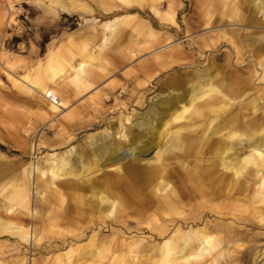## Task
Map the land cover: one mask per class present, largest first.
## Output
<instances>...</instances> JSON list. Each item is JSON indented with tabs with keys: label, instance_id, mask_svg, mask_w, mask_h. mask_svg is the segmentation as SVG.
I'll list each match as a JSON object with an SVG mask.
<instances>
[{
	"label": "bare ground",
	"instance_id": "obj_1",
	"mask_svg": "<svg viewBox=\"0 0 264 264\" xmlns=\"http://www.w3.org/2000/svg\"><path fill=\"white\" fill-rule=\"evenodd\" d=\"M50 1L69 12L74 6L88 10L79 0ZM106 1H111L113 6L106 8L108 13L124 12V15L101 25L105 35L102 45L110 43V36L114 38L129 25L132 14L125 12L136 6L149 5L161 20L177 25L172 4L160 12L158 0ZM205 1L222 9L221 20L225 18L239 26L260 28L256 32L238 30L237 33L235 30H221L217 36L225 40L220 41L219 46L226 45L231 49V54H227L230 67L233 64L237 68V61L241 60L242 64L248 58L246 66L256 72L255 80L264 79V0ZM71 37L67 36L66 40L71 42ZM102 45L95 51H88L83 46L84 57L77 63H61L55 53L50 52L42 76L32 79L26 73L21 79L24 83L15 80L14 84L22 90H27L30 85L36 87L49 99V110L67 109V100L48 81L65 70L69 72L71 82L85 85L87 81L83 78L90 74L87 64L97 60ZM100 65L97 61L96 66ZM218 75L217 67L211 62L208 70L196 72L188 81L175 77L168 83L174 89L166 94L159 92V97L134 121L130 122L129 117L121 118L112 138L106 139L103 133L91 135L90 141L75 156H72L73 148L48 154L45 165L35 157L36 160L24 169L20 182L8 187L0 184V211L4 213H0V235L7 233L21 242L39 244L42 235H39L37 226H29L22 218L30 213V180L31 174L36 172L40 178L45 176L38 180L33 191L45 205L48 230L59 232L54 226L57 218L56 222L61 220L64 224L71 221L74 215L71 214L69 198H66L70 197L76 202V205L71 204L73 211L86 212L85 224L90 231L108 222L125 227L135 219V224L140 227L144 223L143 230L157 231L158 237H154L161 239L159 242L142 241L143 237L122 239L115 246L113 239H99L92 233L85 243L70 248L54 262L77 264L78 260L90 259L97 263L102 262L101 258L108 261L105 264H186L193 261L217 264L236 259L229 245L220 248L222 238L218 231H207L203 227L193 229L203 217L188 215L182 209L185 200L191 199L193 193L213 192V189L219 192L223 186V189L238 190L240 194L252 191L253 203L264 206V105L260 106L264 103V87L261 91L255 87V80L231 73L222 75L229 80L224 83ZM260 108L263 111L258 116L256 112ZM181 119L184 122L174 125ZM242 136L245 146L240 144ZM30 148L34 152L35 145ZM154 149L153 157L141 165L144 157ZM244 149H247L246 154L237 153ZM222 169L231 172L228 180L221 175ZM112 178L115 182L111 184ZM43 188L46 189L44 193ZM121 196L124 200L118 198ZM57 204L63 207L55 212ZM37 213L34 209V215ZM258 214L262 215L261 212ZM262 219L260 217V221ZM61 241L66 242L65 239ZM228 242L235 251L239 243L236 240ZM123 246L125 249L121 248ZM114 247H119L118 253ZM152 248L157 249L156 257L140 255ZM73 251L79 253L73 257ZM128 257L133 263L127 262ZM13 262L9 260L6 264Z\"/></svg>",
	"mask_w": 264,
	"mask_h": 264
},
{
	"label": "rangeland",
	"instance_id": "obj_2",
	"mask_svg": "<svg viewBox=\"0 0 264 264\" xmlns=\"http://www.w3.org/2000/svg\"><path fill=\"white\" fill-rule=\"evenodd\" d=\"M79 1L88 10L74 6L69 12L50 0H0V184H5V187L20 182L24 169L36 160L35 157L45 165L48 154L73 148L72 156H75L90 141L91 135L103 133L106 139L112 138L121 118L129 117L130 122L134 121L159 97V92L166 94L174 89L168 83L175 77L188 81L195 77L196 72L208 70L213 62L221 82H229L222 76L226 73L248 77L250 81L257 78L254 69L246 66L248 58L242 64L241 60L237 61V68L233 64L231 67L228 65L227 54L231 49L226 45L219 46V42L225 40L219 38L217 32H256L260 28L239 26L225 18L221 20L222 9L219 6L208 5L205 0H158L160 12H164L168 4L174 6L177 25L161 20L149 5L136 6L125 12L132 14L129 25L114 38L110 36V43L102 45L105 35L101 25L124 15V12L108 13L106 8L113 7L111 1ZM256 17L260 18L259 15ZM106 33L108 35V31ZM67 36H72L71 42L66 40ZM101 45L97 60L87 64L90 74L83 78L87 81L85 85L71 82L69 72L65 70L48 81L67 100V109L49 110V99L36 87L29 84L27 90H22L14 84L15 80L24 83L21 79L26 73L32 79L42 76L50 52H54L61 63H77L84 57L83 46L88 51H95ZM158 54L163 57L157 58ZM97 61H100V66H96ZM255 81V87L262 91L264 79ZM262 105L264 103H260ZM263 110L260 108L256 115L259 116ZM130 122H126L127 125ZM182 122L184 119L174 122V125ZM114 137L118 139V135ZM239 139L244 145V137ZM32 144L35 145L34 152L30 148ZM155 152L156 149L150 150L140 164L144 165ZM237 153L246 154L247 149ZM221 173L228 180L231 172L222 169ZM39 176L36 172L31 174L30 213L22 218L29 226H37L39 235H42L40 242L38 245L27 244L10 234L0 235L2 264L9 260H14L13 264H60L54 262L57 256L79 247L92 233L99 239H113L115 246L122 239L128 241L136 237H143L142 241L161 240L157 238V231L143 230L144 223L139 227L135 219L125 227L108 222L95 228L96 232L90 231L85 224L86 212L73 211L71 204L76 205V202L70 197L66 198H69L71 214L74 215L71 221L64 224L61 220L56 222L57 218L54 226L59 232L48 230L45 205L33 191L38 180L45 178ZM110 182H115V178ZM223 187L219 192L212 188L213 192L193 193L191 199L183 201L182 209L188 215L203 217V221L193 225V229L203 227L207 231H218L222 238L220 248L229 245L233 250L232 255L236 259L217 264H264V258L261 259L264 257V206L253 203L252 191L240 194L238 190ZM45 191L43 188L42 192ZM118 198L124 200L122 196ZM62 207V204L54 206L55 212ZM34 209L38 211L37 215H34ZM260 212L262 215L258 214ZM229 240L240 244L235 251ZM121 248L125 249L124 246ZM114 249L115 253L119 252V247ZM78 253L73 251L71 254L74 257ZM156 254L155 248L140 253L144 258L156 257ZM100 260L102 262L96 263L81 259L77 264L108 262ZM128 261L131 257L127 258ZM186 264L208 263L193 261Z\"/></svg>",
	"mask_w": 264,
	"mask_h": 264
}]
</instances>
